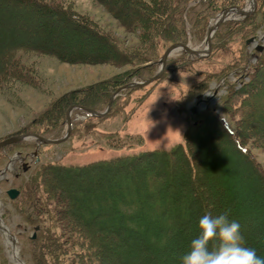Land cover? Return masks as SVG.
Returning a JSON list of instances; mask_svg holds the SVG:
<instances>
[{
  "label": "rangeland",
  "instance_id": "1",
  "mask_svg": "<svg viewBox=\"0 0 264 264\" xmlns=\"http://www.w3.org/2000/svg\"><path fill=\"white\" fill-rule=\"evenodd\" d=\"M142 1L145 8L151 9L160 0ZM248 1L245 0L244 5L240 8H246ZM36 2L66 11L70 16L80 19L81 22L103 30L129 50H138L143 47L142 37L144 36L139 31L141 23L137 24V28L127 31L114 16L100 5L98 0H36ZM8 7V13L17 11L22 13L23 17H0L3 23L2 28L6 32L14 30L27 34V31L34 32L37 29L42 31L46 22L53 19L52 15H37L34 11L30 13L33 8L29 6L9 4ZM26 14H30L29 18H26ZM215 17L210 24L213 23ZM57 26L59 30L62 26L66 27L64 21L58 22ZM63 33L65 34V31ZM146 33L148 39L153 36L148 29H146ZM262 35H264V25L256 30L254 35L256 41L248 45L245 44L248 69L257 62L255 56L258 57L263 51V49L260 53L255 51L257 45L264 48V38L260 40ZM166 43L161 42L156 48L159 59L161 53L167 48L165 47L164 50L162 48ZM240 44L241 41L238 37L233 35L228 44L229 49H227L230 54L223 56L226 54L225 51L218 50L207 60L204 58L210 55V51L208 55L201 58L184 52L173 53L168 59L174 62L167 67L165 72L163 71L156 81L120 92L111 113L100 122L92 120L93 127L89 132L74 131L65 142L50 144V146L49 144L44 146L45 144H41L35 139H27L11 144L12 146L9 147L0 148V171L16 154L22 158V160H16L10 164L11 167L6 177L0 181V219L15 240L19 259L24 264H33L34 261H37L38 264H80L79 249L65 243L64 236L61 234L59 241L62 250L59 255L53 254L52 257H49L45 254L40 260L36 259L34 245L29 243L33 236L32 225L27 224L23 219L25 215L19 212V209L20 211L22 209V203L19 201L18 204H15V199L18 196L14 200H9L5 194L8 189H16V184L12 182L13 174L21 171L23 163L27 167L36 160L41 163L70 167L121 156L141 155L150 151H168L177 145H181L183 150L187 151L184 144L187 138V144L191 140L194 148L192 157L195 162V175L188 183L184 178H181V174L168 178L170 183H175L178 179L179 181L184 180L180 190L175 191L174 194L178 198L189 196L193 200L191 205L192 223L189 228L182 227L184 231L180 236H176L177 241H181V238L188 234L190 237L187 241L189 242L197 234V221L203 214L217 215L227 211L230 220L234 219L239 222L246 245L255 249L260 246L264 251V206L260 208L259 212L256 211L258 214H254L257 219L252 221V229L244 227L246 219L230 213L228 209L231 206H236L237 203L240 206H248L247 203L252 201H259L264 205V122L259 121L264 117V111L261 113L255 110V107L264 108V63L256 76L253 75V82L251 81L250 85L246 80L249 72H242L244 74L237 77L235 71L231 70L228 73L229 81L224 85L222 81H218L219 79L215 81L213 77H209L215 72L214 77L218 78L221 70L229 62L234 64L238 60L240 67L241 63L237 54ZM190 47L198 50L204 49V39L201 43L190 45ZM101 51H104L103 48ZM16 57L23 75L22 79L18 81L6 78L0 83V141L12 136L33 134L28 132L31 127L39 124L37 122L48 117L51 113H56L61 102L69 98L72 99L81 92L84 94H90L93 91L98 93L99 89L103 88L108 81L133 70L131 65L117 66L103 61L61 62L52 55L41 54L28 48L17 50ZM178 58H182L186 62L176 61ZM159 59L156 61L153 75L158 72ZM205 74H208L209 77L207 88L195 91V85ZM238 78H240L239 83L235 82ZM243 78L245 81H242ZM148 79H138L129 75L128 78L122 80V83H140ZM230 97L232 99L238 97V99L229 100ZM193 107L196 108L195 115H192L190 111ZM210 110H213L215 116L209 114ZM255 115L256 117L252 118ZM219 119L228 122L233 137L225 136L222 133L221 126L218 124ZM78 126L81 124L76 127ZM65 130L64 121L60 138L65 134ZM178 164L181 166L179 161ZM167 165H169L167 162L166 164L161 163L162 167ZM98 175L97 173V176L92 177L97 178ZM105 175L108 178L111 176L110 174ZM106 180L108 181V179ZM87 181L89 183L88 178ZM59 184L61 185V183ZM121 184L118 177L116 183L112 182V188L119 189ZM135 184H139V180L133 179L126 186L134 185L136 187ZM106 185H108L106 181L102 180L92 188L102 190V187ZM229 186L234 188L230 193L228 192ZM167 188L172 189L171 187ZM67 189L69 190V187ZM170 190L168 192H171ZM65 194L68 193H63V195ZM169 194L166 193L167 196ZM198 198L204 200L205 207L201 206L199 202L196 206ZM36 206L37 214L43 220L42 225L49 227L47 223L50 220L49 218L47 221L45 220L41 205L36 204ZM67 211L71 213L72 209L68 207ZM198 212L199 215H197ZM167 213L170 217V211ZM170 218L174 222V219ZM58 226L56 225V227ZM56 227L53 229L58 231L59 229ZM97 230L94 229V234H98L100 238L94 237V242L88 249V252L97 259L96 261L100 257L105 264H117V262L120 264L122 260L126 262L125 258L122 257L118 260L114 256L116 250L127 249V245L121 241L125 235L108 230ZM155 230L160 233L159 240L167 233L164 232L162 226L152 229V233H155ZM167 231L172 232L170 229ZM153 235L155 236V234ZM169 236L167 235V238ZM4 239L0 233V264H14L10 257V248L6 246ZM182 245L186 248L188 246L184 243ZM210 246H214V242H210ZM67 250L68 252H66ZM135 260L139 262L138 259Z\"/></svg>",
  "mask_w": 264,
  "mask_h": 264
},
{
  "label": "trees",
  "instance_id": "2",
  "mask_svg": "<svg viewBox=\"0 0 264 264\" xmlns=\"http://www.w3.org/2000/svg\"><path fill=\"white\" fill-rule=\"evenodd\" d=\"M244 1L160 0L149 9L144 7L142 0H98L100 5L114 16L127 31L137 28V24L141 23L139 31L144 36L142 37L144 40L143 47L138 50H129L111 37L110 34L81 22L80 19L74 18L66 11L58 10L56 7L38 3L36 0H0L1 18L23 15L17 11L8 13L9 4L29 6L33 8L30 13L34 11L37 15L48 14L53 16L52 20L46 22L43 32L37 29L34 31L36 33L27 31V34L15 32L14 30L6 32L2 28L3 23L0 18V83L6 78H13L18 81L22 79L23 75L18 65L16 51L25 48L41 54L52 55L59 61L67 63L103 61L117 66L131 65L133 70L108 81L103 88L99 89L98 93L93 91L90 94H84V92H81L74 98L61 102L56 113H51L48 117L41 119L40 122H37L39 124L33 125L28 131L43 138L59 139L62 136L65 113L70 106L78 105L96 112H102L106 108L112 93L124 85L122 80L126 77L128 78L130 75L134 78L145 79L153 76L156 61L159 59V54H156L159 43L167 42L163 45V50L175 43L199 44L203 41L211 20L221 10L232 6L242 7ZM29 16L30 14H26V18H29ZM61 21H64L67 28L62 26L59 30L57 23ZM263 25L264 0H257L256 10L252 15L220 24L211 37L210 55L204 60L209 59L218 50L225 51L226 54L223 56L230 54L227 50L229 49L228 44L232 36L236 35L241 41L237 53L241 65L238 66V60L234 64L229 62L221 70L218 78L214 77L215 72L209 77H213L215 81L219 79L218 81H222L224 85L229 81L228 73L231 70L235 71L237 77L249 72L250 74L246 77V80L250 85L253 82V75L256 76L264 63V48L258 57L255 56L257 62L248 69V62L245 57V42L254 37L256 30ZM146 29L150 34L151 32L153 34L149 39ZM102 48L103 52L101 51ZM176 61L186 62L182 58H178ZM173 62L171 59L166 61L164 72ZM205 75L195 85V91L207 88L209 77L208 74ZM243 80L245 81V78ZM239 81L240 78L235 82L239 83ZM117 98L115 97L111 103L109 113L101 118L91 116L80 109L72 110L70 114L72 125L70 137L74 131L89 132L93 127L91 121L100 122L107 117L111 113ZM231 99L232 97L229 98V100ZM236 99L238 97L232 100ZM229 100L227 99L228 102H230ZM263 109V107H255L257 112L262 113ZM209 114L215 116L213 110H210ZM255 117L256 115L252 116V118ZM259 121L264 122V117L260 118ZM78 124H81V126L76 127ZM218 124L225 136H234L226 120L219 119ZM187 139L184 143L187 151L183 150L181 145H177L168 151H150L141 155L121 156L70 167L34 160L25 172L22 171L13 176L12 182L16 184L15 187L19 192L15 204H18L19 201L22 203V209L21 211L19 209V212L25 215L23 216L24 221L32 225L31 230L33 233L35 232V239H32L31 236L29 243L34 245L36 259L40 260V258H43L42 255L45 254L49 257H52L53 254L59 255L62 250L59 241V235L61 234L64 236L65 243L79 249L80 264H91L92 262V264H105L100 257L96 261L94 255L88 252L91 243L94 242V237L100 238L98 234H94V229L96 231L102 229L125 235H123L125 238L121 241L127 245V249H118L114 255L118 260L122 257L125 258L126 262L122 260L121 263L179 264L180 253L183 254L187 250L186 246L182 244L188 245L187 240L190 236L187 234L186 237L181 238V241H177L176 236H180L184 231L182 227L189 228L192 223L191 205L193 200L189 196L178 198L174 194L175 191L180 190L184 180L179 181L176 177L177 181L170 183L168 178L181 174V178H184L188 183L195 175V162L192 157L194 148L191 140L187 144ZM9 146L12 145L5 147ZM238 152L242 154V152ZM178 161L181 166H179ZM166 162L169 165L162 167L161 163L166 164ZM97 173L99 174L98 177L94 178ZM105 174L111 176L108 178ZM118 177L122 183L121 188H112V182L116 183ZM87 178L89 183H87ZM133 179L139 180V184H135L136 187L134 185L126 186ZM102 180H105L109 186L102 187V190L92 188L93 185ZM92 183L94 184L92 185ZM167 187L172 189L170 190ZM193 189L195 190L194 187ZM231 189L234 190L229 186V193L232 192ZM168 190L171 192H168ZM63 193L68 194L63 195ZM166 193H170L169 196ZM198 202L201 206H206L201 198L197 199L196 206H198ZM36 204L41 205L45 220L47 221L49 218L50 221L47 223L49 227L42 225L43 220L37 214ZM238 204L228 208L230 213L246 219L244 227L252 229V221L257 219L254 214L257 213L256 211L261 210L260 208L264 206L263 203L252 201L247 203L248 206ZM68 207L72 209L71 213L67 211ZM198 209L200 208L198 207ZM167 211H170V217L174 219V222ZM199 214L198 212L197 215ZM56 225H59V228ZM161 226L164 227V232L167 233L159 240L160 233L156 230L155 233H152V229ZM55 227L62 233L53 229ZM35 228H37L36 231ZM167 229L172 232H168ZM167 235H170L169 238H167ZM130 247L131 249H128ZM256 253L264 258L262 256L264 251L260 246L256 249ZM135 259H138L139 262H136ZM32 263L38 264L37 261Z\"/></svg>",
  "mask_w": 264,
  "mask_h": 264
},
{
  "label": "water",
  "instance_id": "3",
  "mask_svg": "<svg viewBox=\"0 0 264 264\" xmlns=\"http://www.w3.org/2000/svg\"><path fill=\"white\" fill-rule=\"evenodd\" d=\"M256 4H257V0H249L248 1V6H247V10L244 7L240 8V7H237V6H232V7H228V8H225V9L221 10L219 12V14L215 17V20L213 21V23L210 24L208 26V28H207L206 35H205V38H204L205 47L202 50H198L196 48H191L189 44H182V43H175V44H172V45L168 46L165 49V51L163 52V54L161 55L160 59H159L158 72L155 75H153L151 78H149L148 80H145L143 82L124 84L123 86H120L119 88H117L112 93V95L109 97L107 106H106V108H105V110L103 112H96V111H93L91 109L84 108V107H81V106H78V105L70 106L66 110V113H65L66 130H65V134L63 135L62 138L56 139V140H51V139L43 138V137H41V136H39L37 134H22V135L12 136V137H9V138H7L5 140L0 141V148L5 147L7 145L15 144V143H18L20 141L27 140V139H35L39 143L45 144V145H47V144H60V143L65 142L69 138L70 132H71V127L72 126H71L70 114H71L72 110L80 109V110L88 113L89 115L95 116L97 118H101V117L106 116L109 113V111H110L111 103L113 102L115 97L121 91L126 90L128 88L142 87V86L148 85V84L156 81L161 76V74L163 73L167 59L173 53L178 52V51L179 52H184L186 54L192 55V56L197 57V58L205 57L206 55H208V53L210 51L211 37L214 34V32L217 29V27L220 24H222V23H224V22H226L228 20L242 19V18H246V17L252 15L255 12V10H256ZM230 14H232L231 18H228ZM263 38H264V35H262L260 37V40H263ZM255 39H256V37L249 38L245 42L246 45H248L249 43L255 42L256 41ZM262 49H263V46H261V45H257L255 47V51L257 53H260L262 51ZM195 109L196 108H194V107L190 109L192 115L196 114ZM16 160H22V158H20L18 156V154H16L12 159L9 160V163L4 167V169L2 171H0V181L6 177L7 172L10 170V167H11L10 164L12 162L16 161ZM22 167H23V172H25L26 171V164L24 163ZM5 194H6V196H7V198L9 200H14L18 196L19 192H18V190L11 188V189H8ZM36 230H37V228H35V231ZM0 233L5 238L4 240L12 238V240L14 242L13 243L14 244V248H15V240H14L13 237H11L9 231L7 230L6 226L4 225V223L2 222L1 219H0ZM34 238H35V232L33 233V236H32V239H34ZM15 251L17 253L16 248H15ZM16 260L19 261L20 264H24L19 259L18 255L16 257Z\"/></svg>",
  "mask_w": 264,
  "mask_h": 264
},
{
  "label": "clouds",
  "instance_id": "4",
  "mask_svg": "<svg viewBox=\"0 0 264 264\" xmlns=\"http://www.w3.org/2000/svg\"><path fill=\"white\" fill-rule=\"evenodd\" d=\"M196 226L198 232L180 256V264H264L256 249L246 245L239 222L230 220L227 211L205 213Z\"/></svg>",
  "mask_w": 264,
  "mask_h": 264
},
{
  "label": "bare ground",
  "instance_id": "5",
  "mask_svg": "<svg viewBox=\"0 0 264 264\" xmlns=\"http://www.w3.org/2000/svg\"><path fill=\"white\" fill-rule=\"evenodd\" d=\"M247 6H248V5H247ZM247 6H246V8H245L246 10H247ZM231 15H232V14H230L228 18H231ZM237 20H239V19H237ZM228 21H233V20H228ZM178 52H179V51H178ZM123 91H124V90H123ZM121 92H122V91H121ZM116 97H117V96H116ZM5 243H6V246H8V247L10 248V257H11L13 263H14V264H20V262L16 260L17 253H16V251H15L14 244H13L14 242H13L12 238H11V239H6V240H5Z\"/></svg>",
  "mask_w": 264,
  "mask_h": 264
},
{
  "label": "flooded vegetation",
  "instance_id": "6",
  "mask_svg": "<svg viewBox=\"0 0 264 264\" xmlns=\"http://www.w3.org/2000/svg\"><path fill=\"white\" fill-rule=\"evenodd\" d=\"M23 164H24V163H23ZM23 164L21 165V171H20V172H22V171H23V167H22V166H23ZM27 167H28V166H27ZM27 167H26V170H27ZM18 174H19V172H16V173H14V174H13V176H16V175H18ZM2 180H3V179H2Z\"/></svg>",
  "mask_w": 264,
  "mask_h": 264
}]
</instances>
